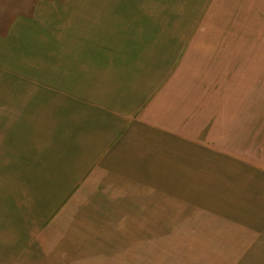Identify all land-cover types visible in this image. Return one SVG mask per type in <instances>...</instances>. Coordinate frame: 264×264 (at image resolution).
Segmentation results:
<instances>
[{
  "label": "crops",
  "instance_id": "obj_1",
  "mask_svg": "<svg viewBox=\"0 0 264 264\" xmlns=\"http://www.w3.org/2000/svg\"><path fill=\"white\" fill-rule=\"evenodd\" d=\"M60 14L0 75V264H264V0Z\"/></svg>",
  "mask_w": 264,
  "mask_h": 264
},
{
  "label": "rangeland",
  "instance_id": "obj_2",
  "mask_svg": "<svg viewBox=\"0 0 264 264\" xmlns=\"http://www.w3.org/2000/svg\"><path fill=\"white\" fill-rule=\"evenodd\" d=\"M80 1L87 0H0V75L8 76L7 72L14 70L34 82L44 76V72L56 71L60 67L55 44L57 23L63 16L60 11L79 5ZM69 64L71 62H61V67L67 69ZM256 155L259 157L248 160L264 162V141L257 142ZM113 226L120 228V223L114 222ZM197 226L194 222L183 223L184 228Z\"/></svg>",
  "mask_w": 264,
  "mask_h": 264
}]
</instances>
